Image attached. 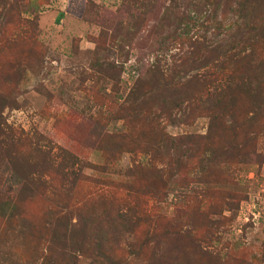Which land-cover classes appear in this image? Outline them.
Here are the masks:
<instances>
[{
    "label": "rangeland",
    "instance_id": "374dc122",
    "mask_svg": "<svg viewBox=\"0 0 264 264\" xmlns=\"http://www.w3.org/2000/svg\"><path fill=\"white\" fill-rule=\"evenodd\" d=\"M13 1H5L6 7ZM174 1L179 13L191 2ZM169 2L151 0L140 23L138 12L121 0H32L26 4L30 12L26 17H38V22L31 28H18L11 20L5 24L0 15V123L26 139L15 158L8 147L0 146V196L12 198L22 185L11 168H35L31 161L38 168H45L44 161L55 167L57 148L79 160L76 168H89L88 164L101 168L105 166L99 145L103 136H129L128 142L140 144L144 136L150 138L144 145L149 150L163 134L173 139L174 149L163 141L159 155L151 160L161 180V198L152 204L162 236L153 251L176 264H264V139L257 142L254 156L247 158L236 148L242 133L235 138L227 130L228 115L213 125L204 115L186 117L184 108L152 121L121 119L124 113L119 110L127 105L129 90L138 76L148 74L156 55L170 66L173 51L160 53L169 28L158 22ZM2 6L0 2V10ZM21 32L29 35L19 38ZM239 108L237 120L247 129L248 112L241 104ZM209 128L210 151L196 153L198 138L206 136ZM119 154L106 174L90 169L83 173L90 180H124L121 175L133 163L127 153ZM137 160L145 164L146 158ZM91 190V184L79 185L78 198H87ZM28 206L38 221L44 209L41 200ZM131 232V241H151L154 236L149 224ZM147 246L145 251L150 252L153 245ZM42 249L36 239L4 233L0 264H39ZM200 252L205 258L199 257ZM77 264L89 261L80 257Z\"/></svg>",
    "mask_w": 264,
    "mask_h": 264
},
{
    "label": "trees",
    "instance_id": "16d2710c",
    "mask_svg": "<svg viewBox=\"0 0 264 264\" xmlns=\"http://www.w3.org/2000/svg\"><path fill=\"white\" fill-rule=\"evenodd\" d=\"M5 1L0 0L4 5L2 22L11 20L18 28L37 24L38 17H26L30 14L26 4L32 0H14L8 8ZM146 1L121 0L133 13L138 12L139 23L151 5V0ZM169 1L158 22L169 28L167 44L160 53L173 51L168 57L170 66L156 55L148 74L138 76L129 90L127 105L119 110L124 113L121 119L152 121L157 115L166 117L169 111L184 108L186 117L204 115L213 125L228 115L230 134L237 138L242 133L236 145L239 155L254 156L257 142L264 139V0H191L184 9L187 13H179L177 2ZM27 35L21 32L19 38ZM2 41L8 40L4 37ZM239 104L249 115L247 129L237 120ZM22 136L0 123V146L8 147L13 158L26 142ZM128 139L118 134L101 138L105 161L101 168L89 164V168H76L79 160L61 148H57L58 163L52 160L55 167L44 161L45 168H38L31 161L35 168H11L22 185L12 198L0 196V238L4 233H16L17 237L36 239L43 247L39 264H77L80 257L89 264H176L173 258L165 260L153 251L162 236L152 204L161 198V180L160 171L151 162L159 155L161 142L168 141L173 150L174 141L162 134L145 150L150 138L142 136L141 144ZM198 139L196 153L209 152L213 142L210 128ZM34 151L46 154L36 147ZM120 152L133 159V168L121 175L124 180H90L83 173L90 169L106 174ZM140 157L146 158L145 164L137 160ZM9 161L12 163V158ZM81 184L94 188L87 198H78ZM35 199L44 205L38 221L28 206ZM145 224L154 232L151 241L129 240L131 230ZM149 243L153 248L147 252ZM205 255L200 252L199 257Z\"/></svg>",
    "mask_w": 264,
    "mask_h": 264
}]
</instances>
